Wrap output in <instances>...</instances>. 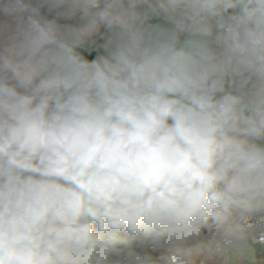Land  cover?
<instances>
[{
  "label": "clouds",
  "instance_id": "9594fccd",
  "mask_svg": "<svg viewBox=\"0 0 264 264\" xmlns=\"http://www.w3.org/2000/svg\"><path fill=\"white\" fill-rule=\"evenodd\" d=\"M264 0H0V264H264Z\"/></svg>",
  "mask_w": 264,
  "mask_h": 264
},
{
  "label": "crops",
  "instance_id": "0c3cea01",
  "mask_svg": "<svg viewBox=\"0 0 264 264\" xmlns=\"http://www.w3.org/2000/svg\"><path fill=\"white\" fill-rule=\"evenodd\" d=\"M262 256H264V254H262Z\"/></svg>",
  "mask_w": 264,
  "mask_h": 264
}]
</instances>
